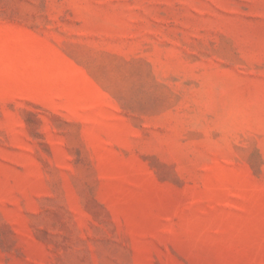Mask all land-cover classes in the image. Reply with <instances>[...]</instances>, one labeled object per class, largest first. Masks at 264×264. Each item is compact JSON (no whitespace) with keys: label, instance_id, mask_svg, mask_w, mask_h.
I'll return each mask as SVG.
<instances>
[{"label":"rangeland","instance_id":"rangeland-1","mask_svg":"<svg viewBox=\"0 0 264 264\" xmlns=\"http://www.w3.org/2000/svg\"><path fill=\"white\" fill-rule=\"evenodd\" d=\"M0 264H264V0H0Z\"/></svg>","mask_w":264,"mask_h":264}]
</instances>
